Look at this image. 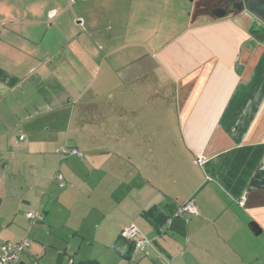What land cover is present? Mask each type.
I'll use <instances>...</instances> for the list:
<instances>
[{"label":"crops","instance_id":"1","mask_svg":"<svg viewBox=\"0 0 264 264\" xmlns=\"http://www.w3.org/2000/svg\"><path fill=\"white\" fill-rule=\"evenodd\" d=\"M24 3L9 7L21 14L0 21V178L21 167L33 172L32 196L0 193V245L30 240L16 264H264V24L247 11L194 14L153 53L126 45L105 56L125 80L161 73L158 88L171 84L176 107L152 116L161 127L173 124L142 130L145 147L127 140L118 148L95 128L111 116L101 112L100 95L84 101L87 68L76 69L77 95L59 80L74 70L71 60L103 64L102 47L53 50L55 20ZM132 12L138 27L126 42L150 21L141 4ZM74 96L77 138L63 146L49 124ZM55 166L64 186L51 181ZM8 184L0 182V192ZM190 199L201 214L178 217ZM29 211L40 213L35 224ZM128 229L137 237H126Z\"/></svg>","mask_w":264,"mask_h":264},{"label":"rangeland","instance_id":"2","mask_svg":"<svg viewBox=\"0 0 264 264\" xmlns=\"http://www.w3.org/2000/svg\"><path fill=\"white\" fill-rule=\"evenodd\" d=\"M24 2H28L29 6L31 4L41 14H47L49 18L55 20L49 29V38L53 37L49 47L53 50L60 47L65 56L67 49L69 54L73 51L81 54L83 51L89 52L91 50L92 52L94 47L96 50L100 46L102 47L99 54L102 56L103 64L98 63L97 65V60L94 64L89 62L87 58L75 62L71 60L69 61V68L73 66L75 71L71 69L64 76L60 74L59 80L68 84L71 91L74 92L71 93L77 95L72 88L79 77L76 69L79 66L87 68L88 73L82 79L86 87L84 101L90 100L91 103H94V96L100 95L101 100L98 102L101 103V112L111 113V116L96 121L95 128L106 132L108 141H111L113 146L116 145L118 148L126 146L130 140L135 148L141 147L143 145L142 130L149 128L153 132L171 128L168 124H173L172 121L166 122V126L161 127V122L152 120L153 115L162 112L168 115L173 114L176 109L171 84L167 83V87L163 90L158 88V76L162 80V74L151 73L142 80H125L124 71L122 72L121 67L118 68L121 70L117 72L118 74L114 73L117 62L113 59L112 62L111 59L108 60L104 57L109 53L125 49L126 45L131 47L133 45L140 56L159 50L170 43L173 36L184 30L189 22H192L196 0H0V21L6 19L10 14H21L23 12L21 9L16 11L9 7L13 5L21 7L22 4H26ZM140 4L144 8V16L150 18V21L140 27L144 29L141 36H135L126 42L123 38L126 32L138 27L134 25V22H131V16L133 9ZM65 11L66 13L63 14ZM111 13L113 14L111 15ZM189 14L191 17H188ZM80 21H83V24H78ZM115 35L122 37L118 38L117 41L114 39ZM149 64L152 65L153 63L149 62ZM94 65L102 67L101 74H93L97 68ZM111 95L113 97L112 105H106L108 96ZM74 98L75 100H71L70 107H65L66 110L58 118H56L58 114H55L54 119L56 120L49 124L52 136L56 141L61 142L63 140V146H72L77 138V116L81 106L76 105L77 96ZM92 107L93 104L88 106L90 109ZM74 111L73 117L71 114H74ZM147 116H151V120H146ZM71 117L73 120H70ZM93 123V121L87 122V127L92 129ZM115 130L118 132L115 133ZM67 134L70 136L68 144ZM150 144L153 145L152 142ZM60 173H62L61 170L55 166L51 176V181L54 184L58 183L56 178L61 175ZM3 174L0 182L11 183V185L4 186L0 193L11 194L14 192L19 196H32L30 194L32 171L26 167H21L18 170L4 171Z\"/></svg>","mask_w":264,"mask_h":264},{"label":"built area","instance_id":"3","mask_svg":"<svg viewBox=\"0 0 264 264\" xmlns=\"http://www.w3.org/2000/svg\"><path fill=\"white\" fill-rule=\"evenodd\" d=\"M67 154H71L75 156H82V154L76 149L67 150ZM201 162L203 163L204 159H201ZM57 180L61 183V186H64L63 178L61 175L57 176ZM200 214H201L200 210L197 207L195 201L193 199H190L179 209L177 216L178 217H185V216L197 217ZM27 217L33 224H35L40 218V213L39 212H29L27 214ZM124 235L128 238L137 237V233L132 229L126 230L124 232ZM29 246H30L29 239H23L18 243H5V244L0 245V264L19 263L23 258L25 249Z\"/></svg>","mask_w":264,"mask_h":264},{"label":"flooded vegetation","instance_id":"4","mask_svg":"<svg viewBox=\"0 0 264 264\" xmlns=\"http://www.w3.org/2000/svg\"><path fill=\"white\" fill-rule=\"evenodd\" d=\"M262 0H196L194 5L195 14H211L215 12L237 13L241 9V5L255 9L261 4Z\"/></svg>","mask_w":264,"mask_h":264},{"label":"water","instance_id":"5","mask_svg":"<svg viewBox=\"0 0 264 264\" xmlns=\"http://www.w3.org/2000/svg\"><path fill=\"white\" fill-rule=\"evenodd\" d=\"M241 9H239L241 12H244V11H247L248 13L256 16L257 19H259L263 24H264V0L261 1V4L256 7L255 9H252L248 6H245V5H241ZM239 11V12H240ZM228 13V11H222V12H215L213 13V15L216 17V18H222L224 16H226V14ZM78 24H83V22H78ZM236 68H237V73L240 74L241 70L243 69V66H241L239 63L236 64Z\"/></svg>","mask_w":264,"mask_h":264}]
</instances>
